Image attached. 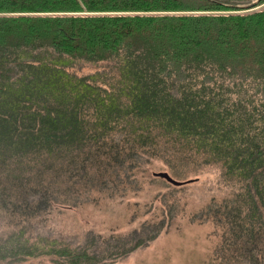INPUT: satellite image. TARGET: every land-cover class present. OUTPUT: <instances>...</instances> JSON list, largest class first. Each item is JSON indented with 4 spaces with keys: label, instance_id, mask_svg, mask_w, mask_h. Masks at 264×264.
<instances>
[{
    "label": "trees",
    "instance_id": "obj_1",
    "mask_svg": "<svg viewBox=\"0 0 264 264\" xmlns=\"http://www.w3.org/2000/svg\"><path fill=\"white\" fill-rule=\"evenodd\" d=\"M260 89L264 0H0V264H115L166 220L74 245L46 217L204 170L228 193L195 217L221 229L220 263L264 264Z\"/></svg>",
    "mask_w": 264,
    "mask_h": 264
},
{
    "label": "rangeland",
    "instance_id": "obj_2",
    "mask_svg": "<svg viewBox=\"0 0 264 264\" xmlns=\"http://www.w3.org/2000/svg\"><path fill=\"white\" fill-rule=\"evenodd\" d=\"M73 65L77 76L99 75V82L113 83L112 64L92 65L76 60ZM255 95L264 96V93L260 89ZM195 179L199 180L195 182ZM177 180L185 184L174 191L159 180L157 184L147 181L138 194L131 193L121 202L103 200L98 206L60 208L46 217L44 233L60 243L79 245L90 234L103 239L125 236L141 224L159 229L166 220L169 226L156 240L115 264H221L218 258L221 229L195 219L212 200H222L228 195L219 183L217 171L204 170ZM11 217L0 209V237L15 231Z\"/></svg>",
    "mask_w": 264,
    "mask_h": 264
},
{
    "label": "water",
    "instance_id": "obj_3",
    "mask_svg": "<svg viewBox=\"0 0 264 264\" xmlns=\"http://www.w3.org/2000/svg\"><path fill=\"white\" fill-rule=\"evenodd\" d=\"M257 1H261V0H257Z\"/></svg>",
    "mask_w": 264,
    "mask_h": 264
}]
</instances>
